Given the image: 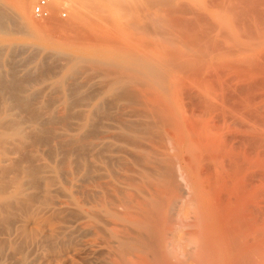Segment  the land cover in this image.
<instances>
[{"label": "bare ground", "instance_id": "1", "mask_svg": "<svg viewBox=\"0 0 264 264\" xmlns=\"http://www.w3.org/2000/svg\"><path fill=\"white\" fill-rule=\"evenodd\" d=\"M34 3L0 0V264H264V0Z\"/></svg>", "mask_w": 264, "mask_h": 264}, {"label": "rangeland", "instance_id": "2", "mask_svg": "<svg viewBox=\"0 0 264 264\" xmlns=\"http://www.w3.org/2000/svg\"><path fill=\"white\" fill-rule=\"evenodd\" d=\"M141 1H144V0H141ZM145 1H147V0H145ZM32 7H33V5L31 6V9H30V13H31V15H32V17H33V19L34 20H36L37 21V19H36V17L33 15V13H32ZM145 8V7H144ZM144 8L142 9V10H140L139 12V14L140 15H142L141 13H142V11L144 10ZM153 8V7H152ZM62 10H65L66 11V13H67V15H66V18H62L61 16H60V13L62 12ZM153 10V9H152ZM57 12V13H56ZM54 13V14H53ZM53 15H55L56 17H57V19L58 20H61V22L63 21V22H65L66 20L68 21L69 20V18H70V12L68 11V9L66 8V7H62V8H59V10L58 11H55V12H53L52 10H51V13H50V18H52L53 17ZM55 16L53 17V18H55ZM138 18V17H137ZM141 18H142V16H141ZM138 19H140V17L138 18ZM47 22V19H45L44 21H43V23H46ZM40 22H42V21H40ZM21 32H24V34L26 33V31L22 28L21 29ZM122 33H125V34H132L134 31H130V30H122L121 31ZM127 32V33H126ZM132 32V33H131ZM121 33V34H122ZM137 33V32H136ZM135 34V33H134ZM21 39L22 40H20V46L19 47H21V48H17V53H19L18 52V50H22L21 51V53H19V55H21V57L19 56V55H17V59L18 60H20V61H22V62H20V64H22V63H24V64H22L23 66H28L29 68H31V67H34V65L36 66L39 62H41L43 59H44V55L46 54V52L47 51H49V50H51L52 48H54V49H56V45L55 44H51V43H44V42H38V41H30V40H26V38L24 37V36H21ZM23 44V45H22ZM28 45H31V46H28ZM23 46V47H22ZM26 46V47H25ZM28 46V47H27ZM36 46H37V50L35 49L36 48ZM39 46V47H38ZM34 47V48H33ZM43 47V49H41ZM38 48H40V49H38ZM27 49V50H26ZM41 50V51H40ZM32 54H31V53ZM37 56H36V55ZM29 55V56H28ZM32 56V57H31ZM36 56V57H35ZM36 59H35V58ZM22 59V60H21ZM24 60V61H23ZM27 60V61H26ZM30 60V61H29ZM33 61V62H32ZM30 62V63H29ZM28 63V64H27ZM33 69V68H32ZM34 77H35V75H34ZM36 80V79H35ZM37 81V80H36ZM93 161H95V164L97 165V166H102L103 164H102V162L98 159V158H93Z\"/></svg>", "mask_w": 264, "mask_h": 264}, {"label": "built area", "instance_id": "3", "mask_svg": "<svg viewBox=\"0 0 264 264\" xmlns=\"http://www.w3.org/2000/svg\"><path fill=\"white\" fill-rule=\"evenodd\" d=\"M32 13L37 19H46L50 16L51 10L49 6V0H35L32 7ZM66 11L62 10L60 16L66 18Z\"/></svg>", "mask_w": 264, "mask_h": 264}]
</instances>
